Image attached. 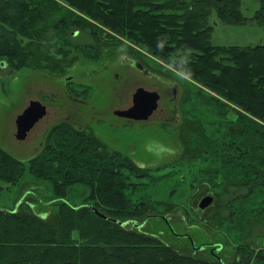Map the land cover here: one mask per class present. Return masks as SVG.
Masks as SVG:
<instances>
[{
	"label": "trees",
	"instance_id": "16d2710c",
	"mask_svg": "<svg viewBox=\"0 0 264 264\" xmlns=\"http://www.w3.org/2000/svg\"><path fill=\"white\" fill-rule=\"evenodd\" d=\"M66 1L79 13L57 0H0V68L3 62L14 69L59 71L70 63L57 53V39L98 50L114 34L128 37L242 108L244 113L235 110L239 120L232 133L241 139L230 144L223 163L236 176L239 166H247L249 179L264 184V44L222 46L212 41L214 14L227 23L249 20L242 14V0ZM54 11L67 16L56 21ZM251 19L264 25V0ZM73 27L78 30L70 33ZM80 35L87 40L77 41ZM212 101L219 115L226 116L222 109L229 105ZM26 171L31 175L27 190L34 193L31 187L49 185L50 201L58 210L39 213L24 197L14 207L0 205V264H220L183 255L131 223H138L143 210L128 194L129 181L133 175L145 177L147 169L110 151L86 128L66 120L57 123L41 151L27 162L0 143V180L10 187ZM79 183L90 191L76 205L68 195ZM3 189L0 184V193Z\"/></svg>",
	"mask_w": 264,
	"mask_h": 264
},
{
	"label": "rangeland",
	"instance_id": "374dc122",
	"mask_svg": "<svg viewBox=\"0 0 264 264\" xmlns=\"http://www.w3.org/2000/svg\"><path fill=\"white\" fill-rule=\"evenodd\" d=\"M57 2L79 13L66 0ZM241 5L242 14L249 18L246 23H227L214 14V44H264V25L251 19L260 8V0H242ZM64 16V11H54L52 19L58 21ZM88 20L105 29L100 22ZM77 30L73 27L70 33ZM114 35L115 39L102 43L98 50L83 45L77 48L57 39V53L70 63L59 71L32 66L14 69L2 62L1 145L27 162L41 151L57 123L66 120L77 128H86L110 151H119L147 169L145 177L132 176L128 190L143 210V215L136 218L138 223L145 220L139 227L142 232L196 259L220 264H264V184L249 179L247 166H239L240 174L236 176L223 163L230 144L241 139H235L232 133L239 120L235 110L242 108L152 55L141 44ZM76 40L83 43L87 38L80 35ZM134 62L149 68L154 77L145 75ZM174 85L178 94L171 102ZM138 88L158 93L159 117L136 120L118 114L133 105ZM213 98L229 105L222 109L226 116L219 115ZM33 101L45 107L43 120L36 134L21 142L16 137L17 119ZM30 179L26 171L21 181L10 187L0 180L4 185L0 205L11 208L24 197L39 213L57 211L59 205L50 201L53 188L41 183L31 187L34 193H30L25 184ZM89 191L88 185L75 184L68 201L83 204ZM209 195L213 203L202 208L201 201Z\"/></svg>",
	"mask_w": 264,
	"mask_h": 264
},
{
	"label": "water",
	"instance_id": "95a60500",
	"mask_svg": "<svg viewBox=\"0 0 264 264\" xmlns=\"http://www.w3.org/2000/svg\"><path fill=\"white\" fill-rule=\"evenodd\" d=\"M159 95L156 91L138 88L134 95V102L130 108L118 111V114L124 117L136 120H151L159 117L161 112L159 106ZM45 107L38 101H33L30 106L18 116L16 137L21 141L32 138L38 131L43 120ZM214 201L213 196H206L200 206L206 208ZM101 216L108 218L106 215L99 213ZM136 226H142V223H135Z\"/></svg>",
	"mask_w": 264,
	"mask_h": 264
},
{
	"label": "flooded vegetation",
	"instance_id": "af4514ba",
	"mask_svg": "<svg viewBox=\"0 0 264 264\" xmlns=\"http://www.w3.org/2000/svg\"><path fill=\"white\" fill-rule=\"evenodd\" d=\"M133 64H136L137 67L147 76L154 77V74L149 70V68L145 67L143 64L134 62ZM173 98H171V102L175 101L177 99L178 94V87L176 85L173 86ZM132 106V105H131ZM153 120V119H151Z\"/></svg>",
	"mask_w": 264,
	"mask_h": 264
}]
</instances>
